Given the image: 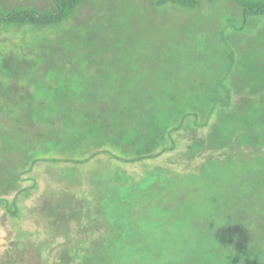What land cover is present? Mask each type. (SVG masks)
I'll list each match as a JSON object with an SVG mask.
<instances>
[{
  "label": "trees",
  "instance_id": "trees-1",
  "mask_svg": "<svg viewBox=\"0 0 264 264\" xmlns=\"http://www.w3.org/2000/svg\"><path fill=\"white\" fill-rule=\"evenodd\" d=\"M137 1L0 7V207L49 264H264V0Z\"/></svg>",
  "mask_w": 264,
  "mask_h": 264
},
{
  "label": "rangeland",
  "instance_id": "rangeland-1",
  "mask_svg": "<svg viewBox=\"0 0 264 264\" xmlns=\"http://www.w3.org/2000/svg\"><path fill=\"white\" fill-rule=\"evenodd\" d=\"M113 2L115 1L116 4H119L120 10H127V8L133 7L135 8V21L139 23L140 21L143 20H149V21H154L156 17H154L150 12H142L140 8H142L143 4H140L139 1L137 0H112ZM51 0H0V7L4 10H11L14 8H19V7H25V8H39V9H45L50 6ZM113 2H109L111 5ZM117 11V9L115 10ZM99 16L98 19L100 21H105L111 20V18L115 15H117V12H113L112 6H102L99 10ZM111 18H109V17ZM120 16V15H119ZM122 16V15H121ZM171 18L173 17V22L172 19L171 21L165 25L169 28H173L175 26H178L176 30L181 29L180 26L184 25L187 17L186 13H182L181 11H177L176 13H173ZM105 18L107 20H105ZM109 18V19H108ZM151 18H153L151 20ZM92 19V18H91ZM102 19V20H101ZM168 19V18H167ZM98 20V21H99ZM91 22H98V21H93V20H87ZM99 23V22H98ZM116 27H120V24ZM186 30V28H185ZM182 29L181 31H185ZM119 35L116 37H119L118 39H124L123 36L120 35V32H117ZM162 31V30H161ZM180 31V32H181ZM116 37L114 38L116 40ZM117 39V40H118ZM3 41V40H2ZM1 41V36H0V42ZM11 42V40H9ZM8 39L4 43L6 45L10 44L9 46L12 47L11 44H14V49L12 53H16V45L17 44H22L21 40H16L14 39L13 42L9 43ZM6 49V48H5ZM3 49V50H5ZM2 50V51H3ZM7 51V49H6ZM4 52V51H3ZM16 55V54H14ZM5 53L0 54V70L2 69V65L5 60ZM8 70V69H7ZM17 72V71H16ZM14 72V73H16ZM250 148V147H249ZM247 148L244 151V154L249 156L251 153H254L253 150L250 148ZM45 172L48 175V171L45 170ZM50 176V174H49ZM31 182L27 181L25 185H30ZM56 186L59 188V185L56 184L55 181H52L51 178L49 180V183L46 184L44 187V195L46 199H52V194H50L52 188ZM41 195H39L40 197ZM37 196L31 197L29 200L25 202V205L28 207L29 210L32 208H37L38 207V200H36ZM42 201V200H41ZM40 202V201H39ZM27 209V214H29V218L25 219V214L23 213L22 216L11 218L7 217L5 215V211H3L0 207V264H49L47 261L51 260L53 256L56 255V246L54 244L50 245L53 246L54 251H49L50 249L47 246H43L42 250L43 253L40 252L38 249L40 247V243H44V241L48 240L50 238L49 234L52 233V229L50 228V223L47 221L46 226L47 228L44 227V222L42 224L40 223L39 225L37 224L38 220V215L37 212H34L30 214L31 212ZM35 211V209L33 210ZM47 211V210H46ZM47 213H49L47 211ZM50 214V213H49ZM40 216V215H39ZM46 216L42 217L45 218ZM24 219L22 221L21 219ZM48 218V217H47ZM81 219V218H80ZM74 224V223H73ZM75 223L74 225H76ZM83 224V223H82ZM21 226L23 230L28 234L31 233L30 238H18V227ZM16 227V228H15ZM47 234V236L45 235ZM45 239V240H44ZM58 241L61 243L64 242V238H59ZM24 244V245H23ZM58 244V243H57ZM20 245V247H19ZM43 245V244H42ZM41 248V247H40ZM12 251V254L10 253ZM13 252L15 254H13ZM22 258H21V257ZM24 262V263H23Z\"/></svg>",
  "mask_w": 264,
  "mask_h": 264
}]
</instances>
